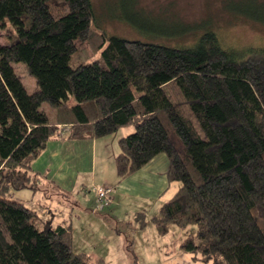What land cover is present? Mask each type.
<instances>
[{"label":"trees","instance_id":"16d2710c","mask_svg":"<svg viewBox=\"0 0 264 264\" xmlns=\"http://www.w3.org/2000/svg\"><path fill=\"white\" fill-rule=\"evenodd\" d=\"M222 7L264 25V0ZM142 10L124 11L139 40L105 32L91 0H0V264H103L73 250L68 226H49L12 193L34 190L32 164L50 141L128 125L134 131L118 139L114 157L117 183L161 154L168 182L180 183L151 218L158 233L196 226L178 243L195 263L264 264V47L226 44L210 13L166 25Z\"/></svg>","mask_w":264,"mask_h":264},{"label":"rangeland","instance_id":"374dc122","mask_svg":"<svg viewBox=\"0 0 264 264\" xmlns=\"http://www.w3.org/2000/svg\"><path fill=\"white\" fill-rule=\"evenodd\" d=\"M91 2L95 23L108 34L141 40V33H135L133 29L128 28L129 21L124 11L131 6L136 11L143 9L142 15L166 25L173 22L177 24L179 19L184 22L198 21L210 13L215 16V25L226 44L236 48L264 47V25L232 19L222 7L224 0H91ZM113 15L117 17L112 19L108 17ZM4 42L5 39L1 36L0 44ZM86 49L89 56H97L90 46H86ZM13 68L28 92L37 88L35 79L27 72L24 64H13ZM43 109L52 121L53 110L47 103L43 104ZM133 131V125L119 129L116 132V143L120 137L127 136ZM109 137L111 139L112 135ZM45 180H47L45 177L39 178L37 175L34 190L26 188L16 190L12 196L37 211L49 226L55 227L57 224L68 226L74 251L86 253L92 260L100 258L103 264H164L166 260L171 264H184L179 261L183 255L187 260L185 264H203L191 261L178 248V243L188 234H193L196 226L189 225L185 229L172 226L169 233L162 236L151 221L162 204L173 196L180 185L179 182H169L170 187L163 191L160 198L122 197L115 194L117 177L114 176V183L100 186L108 187L111 190L109 196H113L114 199L97 205L90 185H86L88 189L78 185L73 192L62 194L49 186ZM140 212L144 213L145 219L142 228L139 224Z\"/></svg>","mask_w":264,"mask_h":264},{"label":"crops","instance_id":"0c3cea01","mask_svg":"<svg viewBox=\"0 0 264 264\" xmlns=\"http://www.w3.org/2000/svg\"><path fill=\"white\" fill-rule=\"evenodd\" d=\"M109 138L106 136L84 140H52L33 162L31 172L39 178L45 177L46 182H53L67 193L73 192L78 185L85 189L86 185H90L96 198L94 192L96 186H109L115 182L114 157L120 148L115 141L116 133ZM167 169L168 160L161 154L135 174L117 183L114 188L115 194L122 197L160 198L163 191L170 187L165 175ZM111 199H114L113 196ZM183 256L179 261L185 264L187 260ZM168 262L169 260H166L163 263L171 264Z\"/></svg>","mask_w":264,"mask_h":264},{"label":"built area","instance_id":"2783aa9c","mask_svg":"<svg viewBox=\"0 0 264 264\" xmlns=\"http://www.w3.org/2000/svg\"><path fill=\"white\" fill-rule=\"evenodd\" d=\"M110 189L108 187L102 188L100 186L96 187V192H97V196H98V202L97 205H101L104 201V199H106L108 197V193H109Z\"/></svg>","mask_w":264,"mask_h":264}]
</instances>
